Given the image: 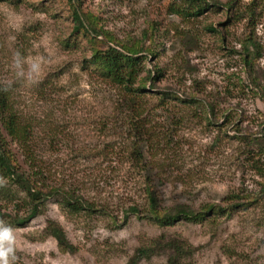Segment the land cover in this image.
<instances>
[{"label": "rangeland", "instance_id": "374dc122", "mask_svg": "<svg viewBox=\"0 0 264 264\" xmlns=\"http://www.w3.org/2000/svg\"><path fill=\"white\" fill-rule=\"evenodd\" d=\"M200 1L204 12L190 17L173 12L188 0H0V84L28 133L24 145L3 135L5 146L21 168L39 171L47 187L94 205L92 212H71L52 197L20 227L14 220L26 212L23 193L9 204L0 195V222L14 230L10 264H126L164 236L162 244L182 239L192 246L184 264H264V179L247 159L259 145L244 144L246 133L264 129V0L252 6L255 0ZM249 7L253 15L245 12ZM238 8L240 19L233 18ZM75 9L90 17L97 38L76 30ZM145 31L157 54L142 53L150 57L142 77L148 71L157 77L156 68L160 74L140 101V125L94 56L106 49L104 35L130 44ZM248 37L260 53L254 89L241 59ZM194 98L214 105L216 122ZM0 184L18 190L2 177ZM149 187L163 213L183 206L199 214L160 226L145 216ZM131 206L143 213L120 226ZM51 220L74 252L62 251L47 234ZM159 249L140 264H168Z\"/></svg>", "mask_w": 264, "mask_h": 264}, {"label": "trees", "instance_id": "16d2710c", "mask_svg": "<svg viewBox=\"0 0 264 264\" xmlns=\"http://www.w3.org/2000/svg\"><path fill=\"white\" fill-rule=\"evenodd\" d=\"M188 3L189 5L186 7H177L174 5L173 12L178 15H187L190 17L198 16L204 12L205 8L202 6L203 2L200 0H188ZM255 3L256 0L252 1L251 6L255 5ZM231 8L232 5H229L228 9ZM254 10L255 9L253 7H249L245 12L253 15ZM243 16L244 12L239 11V8L234 10L233 18L236 17L240 19ZM74 20L76 22V30L83 29L87 32L90 30V34L94 38L99 36L98 31L90 21V17L84 13H81L78 9L74 10ZM187 36L190 37V35ZM104 38L107 40L104 41V46H106V49L96 51L94 57L95 59H98L101 72L109 75L113 81L123 90L124 104L126 105L127 110H129V115L135 120H138L136 122H140L141 125L144 108H142L140 101L145 98L148 92L157 87L156 80L160 74L159 69L156 68L157 77L155 76V72L153 76V73L150 71L147 72V76L145 75L142 77V62H144L146 59H149L150 57H156L157 54L156 51L152 49L154 39H151V37L148 36L147 31L143 32L140 39H134V43L130 44H123L109 35H104ZM145 40H149V42H151L149 47H146L144 42ZM188 40H190L191 44L194 45L195 39H193V37L189 38ZM242 48L243 53H241V59L243 62V68L246 73L247 81L251 83V85L247 84V87L254 89V86H259L255 75L257 76V60L260 56V53L257 43L252 37H248L246 40H244V42H242ZM143 52L150 54V57L142 55ZM227 96H231L229 89ZM193 100L199 103V105L202 104L204 108L208 109L210 123L216 122V109L214 105L206 100H197L195 98ZM193 100L192 102L195 103ZM163 107L164 106L162 104H159L156 108L162 109ZM136 127L138 128V126ZM0 131L2 132L0 133V177L6 179L18 189L15 190L12 187L8 188L0 184V195L8 199L6 202L9 204L14 203L15 196H17L19 193L18 191H21L24 198V207L26 208V210H24L26 212L23 213L24 216L17 217L14 220L16 225L20 227L26 226L33 219L41 215L46 203L52 197H58L62 204L67 206L71 212H79L82 210L92 212L94 210L93 204L85 202L81 197L75 196L73 193L65 192L64 190H61V188L57 187H47L39 177V171L35 170L33 166H30V169L26 170L17 164L13 155L5 146V138L3 135L24 145L25 141L27 140L28 133L23 127H21L18 115L13 108L10 94L7 88L2 84H0ZM236 132L241 133L238 125ZM246 136H249V138L247 137L248 142L245 141L244 143L247 148L251 147V145H259V150L257 151H252V149H249L247 159L248 162L249 160L252 161L251 163L249 162L251 164L252 170L257 169V173L264 179V168L261 166L264 164V162H262V159H264V146L262 144L264 142V129L259 130V133L254 135L246 133ZM146 141H148V139H146ZM133 160L138 161L136 156ZM146 198L147 209L145 216L148 219L154 220L160 226H167L178 219L192 218L199 214V212L191 211L183 206L174 209V212L170 214L163 213L159 203L158 195L156 191L152 190L150 187L146 189ZM236 198H239V201L242 200L239 196L233 197V199ZM261 199L264 200V193ZM246 200L253 202L251 197H246ZM244 204L245 203H238L235 205L234 203L236 209L240 208ZM142 213V210L138 206H131L124 212L123 221L120 226L127 224L130 214L141 215ZM1 215L3 214L0 209V216ZM202 216L205 217L206 215ZM204 219L205 218H203V220ZM45 231L57 241L58 246L62 251L70 253L75 251L74 245L70 242L65 230L62 228V226H60V224L52 220L48 221ZM164 239L165 236L164 238L161 237L158 240H153L152 245H155L152 248L147 246L140 247L126 264H140L142 260L150 258L153 254V251L157 250L159 247L160 249L163 248L166 250L165 252L168 254V264H184L186 258H189L193 255L192 246L186 243L184 240L167 239L162 244L161 240Z\"/></svg>", "mask_w": 264, "mask_h": 264}, {"label": "clouds", "instance_id": "9594fccd", "mask_svg": "<svg viewBox=\"0 0 264 264\" xmlns=\"http://www.w3.org/2000/svg\"><path fill=\"white\" fill-rule=\"evenodd\" d=\"M33 71L37 70V65L33 64ZM14 230L0 222V264H10L9 258L15 259L14 256Z\"/></svg>", "mask_w": 264, "mask_h": 264}]
</instances>
